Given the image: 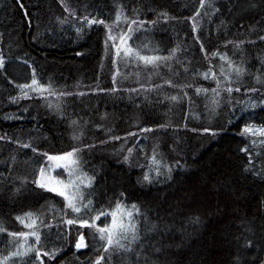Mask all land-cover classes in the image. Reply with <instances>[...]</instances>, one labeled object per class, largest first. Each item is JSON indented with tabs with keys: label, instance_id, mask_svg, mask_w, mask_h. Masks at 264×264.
Here are the masks:
<instances>
[{
	"label": "trees",
	"instance_id": "trees-1",
	"mask_svg": "<svg viewBox=\"0 0 264 264\" xmlns=\"http://www.w3.org/2000/svg\"><path fill=\"white\" fill-rule=\"evenodd\" d=\"M253 125L264 0H0V264H264ZM67 153L84 212L40 186Z\"/></svg>",
	"mask_w": 264,
	"mask_h": 264
},
{
	"label": "rangeland",
	"instance_id": "rangeland-1",
	"mask_svg": "<svg viewBox=\"0 0 264 264\" xmlns=\"http://www.w3.org/2000/svg\"><path fill=\"white\" fill-rule=\"evenodd\" d=\"M122 48L126 50V52L130 51V46L126 42L123 44ZM246 130L248 134L253 136L252 142L264 143V128L253 125L249 126ZM49 157L65 158L61 160H50ZM71 157H66V154L63 156L48 155L47 163L43 167V171L41 170L40 172V179L43 185H48L60 192H63L65 198L67 197V201H71L76 208L80 209L78 212H84L88 208V188H86L88 185L84 183V177L73 170L70 163ZM67 163H70V165ZM28 218L30 221L29 224H33L35 222L33 214H31ZM128 219L127 215H125L122 211H119L118 213L113 214L110 221L107 223H110L111 227L116 231L118 229L113 227L114 222L116 224L122 223L124 225L128 222ZM79 243L83 244V241L80 239Z\"/></svg>",
	"mask_w": 264,
	"mask_h": 264
},
{
	"label": "snow or ice",
	"instance_id": "snow-or-ice-1",
	"mask_svg": "<svg viewBox=\"0 0 264 264\" xmlns=\"http://www.w3.org/2000/svg\"><path fill=\"white\" fill-rule=\"evenodd\" d=\"M33 83H35V81H33ZM247 131V130H246ZM71 156H73V153H67L66 154V157H71ZM65 157H49V159L50 160H61V159H64ZM75 161H73V163H74ZM43 171V170H42ZM145 179H147V177H145ZM41 187H44V185L43 184H41L40 185ZM54 190V189H53ZM60 194L61 195H64V193L63 192H60ZM66 199H67V197H66ZM69 207H72L73 208V210L74 211H79L80 209L79 208H76L72 203H71V201H69ZM133 207H135V205L133 206ZM99 217H97V219H98ZM68 223L69 224H71L72 223V221L70 220V221H68ZM113 227L114 228H117V229H124L125 228V226L121 223V224H116L115 222H114V224H113ZM99 231L101 232V233H104L105 231H107L106 229H104V228H101V229H99ZM106 237L104 236V235H101V239H105ZM37 239H39V237H37ZM81 240H83V238L81 237ZM107 241H108V243L111 245L112 243H113V240H112V233L110 232L109 234H108V236H107ZM82 246H84L82 243H78L77 244V247L79 248V247H82ZM97 264H99V261H97Z\"/></svg>",
	"mask_w": 264,
	"mask_h": 264
}]
</instances>
